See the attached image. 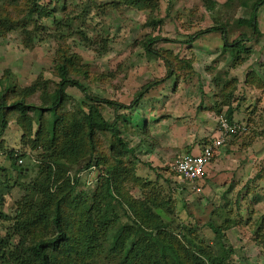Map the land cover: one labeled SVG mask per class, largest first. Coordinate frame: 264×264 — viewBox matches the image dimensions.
Returning a JSON list of instances; mask_svg holds the SVG:
<instances>
[{"label":"rangeland","instance_id":"obj_1","mask_svg":"<svg viewBox=\"0 0 264 264\" xmlns=\"http://www.w3.org/2000/svg\"><path fill=\"white\" fill-rule=\"evenodd\" d=\"M257 1L215 0L209 8L203 0H41L51 14L43 18L36 14L28 21L26 3L0 0L1 11L23 22L11 30L0 29V100L4 96L11 104L23 98L40 79L53 90L59 81L57 64L66 52L80 55L89 76H76L93 95L130 104L145 84L168 75L165 58H169L175 74L150 90L137 110L121 111L133 127L139 126L140 118L145 120L153 147L125 133L136 148L125 160L139 181L121 186L118 174V182L137 201L152 198L150 210L171 233L194 227L215 252L222 243L232 247L234 264H264V251L250 236V231L264 233V6L257 13L260 34L248 22ZM212 26H224L230 43L245 39L241 50L225 47L220 31L186 42ZM148 38H160L152 45L161 55L146 50ZM66 90L70 98L62 109L65 114L88 102L79 88ZM32 94L27 102L40 104L41 92ZM228 104L236 108L234 122L247 131L224 143L220 156L193 189L175 175L173 162L180 153L211 140L213 126L221 112L227 113ZM100 109L106 119H115L114 108L101 103ZM0 132V193L7 197L3 211L12 217L0 223V241L19 243L18 229L7 226L15 221L18 208L27 209L37 198L36 188L44 185L47 151L22 139L15 117L9 116V124L3 130L0 126ZM12 151L19 157L15 162ZM88 162L86 156L63 169L75 176ZM102 170L106 172V166ZM102 170L82 172L83 180L94 189ZM201 198L208 202L197 211L194 201ZM121 219L132 222L126 214ZM210 219L216 225L234 226L224 227V236L216 234ZM4 262L0 259V264ZM117 263L104 252L98 262Z\"/></svg>","mask_w":264,"mask_h":264},{"label":"trees","instance_id":"obj_2","mask_svg":"<svg viewBox=\"0 0 264 264\" xmlns=\"http://www.w3.org/2000/svg\"><path fill=\"white\" fill-rule=\"evenodd\" d=\"M11 1L14 5L20 2L28 5L25 16L28 21L33 20L36 14L39 18L51 14L41 0ZM203 1L209 8L215 2ZM262 6L264 0H258L253 17L247 20L257 34H260L257 13ZM21 23V20H13L7 10H0V29L11 30ZM150 23L156 24L155 21ZM218 31L223 35L225 47L241 50L245 39L230 43L224 26L200 30L186 42L192 44L202 34ZM158 39H147L145 47L148 52L161 55L152 45ZM165 60L169 67L168 75L145 84L130 104L93 95L89 86L76 76H89V71L80 62V55L66 52L57 64L55 74L59 81L53 90L49 89L48 81L40 79L28 88L30 91L25 92L23 98L11 104H8L6 97L1 98V129L9 124V116L15 117L22 131V139L34 148L43 147L47 151L46 161H43L46 166L42 171L44 185L36 188L37 198L30 202L27 209L18 208L15 221L7 226L18 229L19 243L0 241V259L5 261L3 264H98L103 252L112 262L118 260L117 264H234L231 262L234 254L232 247L222 243L219 251L215 252L198 236L194 227L185 226L184 232L180 234L171 233L160 216L150 210L148 205L152 198L140 202L121 188L123 182L139 181L125 160V155L134 154L136 148L131 146L124 134L138 137L142 143L153 147L148 139L149 130L145 120L140 118L137 121L139 126L133 127V121L121 111L137 110L150 90L175 74L174 63L169 58ZM68 86L79 88L88 102L65 114L62 109L70 98L66 90ZM37 90L41 92V103L27 102V97ZM101 103L115 109L113 121L103 116ZM228 105L226 118L233 123L236 121L233 117L236 108ZM143 123L144 128H141ZM11 153L15 162L19 157L14 156L13 151ZM86 156L89 162L81 169V173L74 176L63 169L64 164H74ZM110 160L114 162L108 164ZM105 166L106 172L102 170ZM98 167L102 172L92 189L91 183L83 180L82 172L90 173ZM20 170L22 172L25 168L22 170L21 166ZM6 198V195L0 193V223L4 219L12 220L3 211ZM138 202L141 204L138 205ZM122 214L128 215L132 222H123ZM227 218L225 222L229 221ZM209 223L216 234L223 236L224 227L234 226L232 223L216 225L212 219ZM250 234L264 251V233L258 230L257 233L250 231Z\"/></svg>","mask_w":264,"mask_h":264},{"label":"built area","instance_id":"obj_3","mask_svg":"<svg viewBox=\"0 0 264 264\" xmlns=\"http://www.w3.org/2000/svg\"><path fill=\"white\" fill-rule=\"evenodd\" d=\"M246 131V126L238 122H229L226 118V112H221L217 121V133L210 142L204 145L201 151L179 154L174 160L173 166L179 180L195 188V183L207 175L208 167L217 150L230 138L239 136Z\"/></svg>","mask_w":264,"mask_h":264},{"label":"crops","instance_id":"obj_4","mask_svg":"<svg viewBox=\"0 0 264 264\" xmlns=\"http://www.w3.org/2000/svg\"><path fill=\"white\" fill-rule=\"evenodd\" d=\"M215 129H216V131H215ZM213 130L215 131V133H214V135L217 133V125H215V126H213ZM210 141V140H209ZM209 143V142H208ZM208 143H206V144H208ZM206 144H204V145H206ZM203 145V146H204ZM203 146H200V147H198V148H196V149H193L191 152H199V151H201V149L203 148ZM222 148V147H221ZM221 148L220 149H218L217 150V153L215 154V156H214V158L213 159H215L217 156H220V154H221ZM180 154H182V153H180ZM214 161V160H213ZM212 164V163H211ZM211 164H210V166H211ZM209 166V167H210ZM209 167H208V170H209ZM201 180V179H200ZM199 181V180H198ZM195 185H196V183H195ZM189 187H192V185H188ZM193 188V187H192ZM196 188H197V185H196ZM195 188V189H196ZM198 188H200V187H198ZM194 189V188H193ZM208 201L206 200V198H201L200 200H198L197 202H194L195 203V210H197V211H199V209H201V208H205L206 207V205H205V203H207ZM208 206V205H207ZM209 207V206H208Z\"/></svg>","mask_w":264,"mask_h":264}]
</instances>
